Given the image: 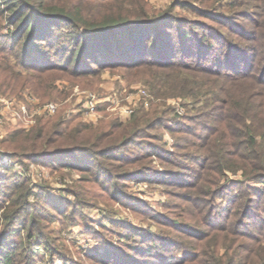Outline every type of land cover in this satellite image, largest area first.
Here are the masks:
<instances>
[{"label": "rangeland", "instance_id": "obj_1", "mask_svg": "<svg viewBox=\"0 0 264 264\" xmlns=\"http://www.w3.org/2000/svg\"><path fill=\"white\" fill-rule=\"evenodd\" d=\"M41 1L69 10L81 22H100L107 16L135 20L143 15L157 21L153 27H166L162 23L169 21L183 27H207L213 35L227 32L229 28L244 27V36L239 37L242 43H255L249 40L252 37L264 42V0ZM161 16L163 18L157 20ZM0 27L11 28L12 25L0 20ZM57 27L69 25L64 23ZM231 32L232 38L237 40ZM60 41L59 47L67 44L63 39ZM51 49L52 53L58 51L55 45ZM247 53L257 67L251 74L257 76L264 59H256L250 48ZM62 56L51 55V59ZM8 60L14 61L11 57ZM189 61L194 63L195 59L189 58ZM54 73L59 76L52 81L56 89L50 94L41 95L29 88L22 92L43 102L55 101L59 108L67 104L71 116L78 115L70 120V125L82 122L100 128L99 137L91 135L94 151L123 138L126 144L107 150L114 155L102 158L101 164L108 172L98 169L97 161L101 158L97 156L86 157L84 168L63 167L55 160L57 155L50 151L66 145L53 142L52 135L43 145L39 146L38 142L39 147L30 150L31 141L23 139L24 134L11 138L5 131L7 123L0 126L3 132L0 134V191L3 186L6 190L13 172L26 178L32 191H43L42 200L38 195L28 196L25 210L41 223L52 249L32 241L27 243L24 232L14 231L19 219L4 232L7 240L21 242L31 249L28 264H115L108 256L115 253L125 259L134 256L132 245L142 250L151 245L153 252L159 251L156 255H138L144 258V264H172L182 260L187 264H225L228 255L234 252V264H264V220L259 216L264 212L263 182L244 178L241 170L225 169L222 175L216 172L217 166L230 161L228 147L234 144L230 126L237 122L232 116L233 110L213 109L209 124L214 129L217 127L212 130L217 134L204 139L210 132L198 126L203 121L204 110L200 101L190 96L177 93L156 97L144 79L136 75L128 77L120 67H106L98 74L79 73L77 76L61 74L59 70ZM197 73L202 77L203 74ZM75 88L114 101L108 106L106 100L98 117L91 119L82 115ZM56 90L64 91V99ZM172 92L178 91L172 89ZM129 96L134 97L130 103ZM115 102L130 104L133 113L138 108L152 110L150 105L158 103V114L162 115L164 125L144 126L137 134L127 135L120 127L132 114L121 115L112 110ZM54 113H42L36 119L40 117L52 123ZM110 122L114 124L109 125ZM32 125L25 127L26 131ZM79 137L86 134L81 132ZM113 137L119 140L112 142ZM218 158H221L219 162ZM111 185L113 188H109ZM243 190L250 191L247 196L252 203L251 210L240 222L241 210L231 216L229 207L231 200ZM75 193L86 203L77 202ZM8 203L0 192V222ZM160 241L164 244L159 248L157 242ZM106 251L111 254H105Z\"/></svg>", "mask_w": 264, "mask_h": 264}, {"label": "trees", "instance_id": "obj_2", "mask_svg": "<svg viewBox=\"0 0 264 264\" xmlns=\"http://www.w3.org/2000/svg\"><path fill=\"white\" fill-rule=\"evenodd\" d=\"M161 18L163 17H158L157 20ZM0 20L12 25L11 28L0 27L2 94L22 97V90L25 88L41 95L50 94L52 89H56L52 84L54 78L59 76L55 75L56 70L62 72L61 74L77 76L79 73L98 74L106 67H120L128 77L136 75L144 79L156 97L180 93L200 101L204 117L198 126L210 131L204 139L217 134L212 133L217 127L214 129L209 124L213 116L211 111L215 108L222 111L233 110L232 116L237 122L230 126V134L234 138V144L228 147L230 161L217 166L216 172L222 175L225 169L232 172L241 170L244 178L259 179L264 185V65L257 76L252 75L251 72L256 66L250 61L251 55L247 53L250 48L256 59H264V42L256 41L252 37L249 40L255 43H242L240 38L244 36V27L229 28L227 32L213 35L207 27H183L169 21L162 23L166 27H153L157 21L143 15L135 20H128L123 16H107L100 22H81L69 10L43 4L41 0H0ZM64 23L69 27H57ZM231 31L237 36V40L232 38ZM61 39L67 44L59 47L57 44ZM52 45L58 51L52 53ZM59 54L63 56L51 59V55ZM10 57L13 58V63L8 60ZM189 58L195 59V62L192 63ZM214 66L217 69H213ZM197 71L203 74L202 77H199ZM172 89L178 92H172ZM57 92L64 99V91ZM216 101L219 103L215 104ZM106 102L97 105L98 112L105 108ZM157 105L158 103H152V110L138 108L120 128L127 135H134L144 126H163L164 120L158 114L160 110ZM60 108L55 110L52 123L38 117L36 123L27 131L25 127L13 124H6L5 131L11 138L24 134L23 139L31 141L28 147L30 150L43 145L52 135L53 142L67 146L56 147L50 151L57 155L55 160L63 167L84 168L82 164L88 158L97 156L101 158V161H97L98 169L108 172L101 164L102 158L114 156L107 150L126 144V138L94 151L91 135L99 137L100 128L82 122L70 125V120L78 115L72 117L67 104ZM81 132L86 137H79ZM110 140L114 142L119 139L113 137ZM223 146L226 147V143ZM106 151L108 153H104ZM12 174L6 190L3 186L0 191L2 197L9 201L6 207L8 209L2 214L3 221L0 222V264H28L32 255L31 249L21 242L7 240L4 232L19 219V226L14 231L18 234L24 232L27 243L32 241L52 249L51 240L43 231L41 223L25 210L29 195H38L39 200L44 196L43 191H32L28 180L21 174ZM249 192L241 191L230 202L231 216L241 210L240 222L251 210L252 200L247 196ZM76 197L77 202L86 203L82 197ZM255 203L261 204V201ZM259 216L264 220V212ZM157 244L155 245L160 248L164 243L160 241ZM152 248L147 245L142 250L139 246L132 245L130 249L134 256L129 255L125 259L115 253L114 256L105 255V258L108 256L107 259L115 264H144V258L137 256L156 255L159 251L153 252ZM105 254L111 252L106 251ZM235 255V252L229 254L225 264H234ZM100 258L105 260L102 256ZM172 264L187 262L182 260Z\"/></svg>", "mask_w": 264, "mask_h": 264}, {"label": "built area", "instance_id": "obj_3", "mask_svg": "<svg viewBox=\"0 0 264 264\" xmlns=\"http://www.w3.org/2000/svg\"><path fill=\"white\" fill-rule=\"evenodd\" d=\"M139 93H144V91L139 90ZM74 95L79 96L77 105L79 106L82 115L88 116L91 119L98 117L97 105L100 102L108 100V106H110L114 101L99 96L92 91H81L78 88L74 89ZM130 97L131 96H129V98ZM131 98V100H126L130 103L134 97ZM114 104L115 107H111V109L117 111L121 115H130L133 113V107L130 106V104L122 105L118 104V102H115ZM57 107V102H43L32 94H24L22 97H9L0 94V126L7 123L29 127L35 122L37 115L42 113H54ZM0 134H3V132H0Z\"/></svg>", "mask_w": 264, "mask_h": 264}]
</instances>
